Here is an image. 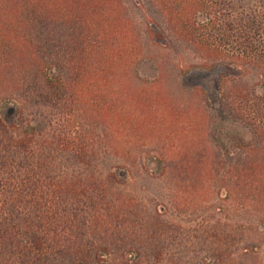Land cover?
<instances>
[{
  "label": "trees",
  "instance_id": "16d2710c",
  "mask_svg": "<svg viewBox=\"0 0 264 264\" xmlns=\"http://www.w3.org/2000/svg\"><path fill=\"white\" fill-rule=\"evenodd\" d=\"M152 1L170 34L200 59V71L240 74L251 67L264 77V0ZM119 9L117 0H0V264L82 263L73 231L82 202L98 209L104 191L81 178L52 185L35 179L56 161L55 151L77 165L95 160L98 122L130 144L144 145L155 133L162 160L197 195L206 179L219 177L228 202L264 207V94L237 88L221 95L211 135L222 154L209 161L207 139L200 138L206 93L185 88L193 105L178 103L161 86L160 66H152V82L141 79L142 34ZM10 105L17 110L12 118L5 115ZM37 106L50 108V120L23 117ZM34 142L45 152L32 150ZM235 151L241 157L221 176L223 157ZM22 236L31 245L23 246ZM217 258L211 261L223 257Z\"/></svg>",
  "mask_w": 264,
  "mask_h": 264
},
{
  "label": "rangeland",
  "instance_id": "374dc122",
  "mask_svg": "<svg viewBox=\"0 0 264 264\" xmlns=\"http://www.w3.org/2000/svg\"><path fill=\"white\" fill-rule=\"evenodd\" d=\"M117 1L121 5L119 10L129 15L134 27L142 34L146 66L139 70L141 79L152 82L158 75L152 66H160L161 86L166 87L167 94L178 103L190 100L192 93L182 91L185 88L198 86L206 93L208 114L206 122L201 121L200 138L207 139V157L212 161L216 154H222L211 135L221 95L237 88L264 94V77L251 67L240 74L223 69L200 71V59L192 48L170 34L163 15L152 0ZM189 69L193 70L186 75ZM151 87L150 83L147 88ZM182 93L186 94L182 96ZM190 101L192 106L193 100ZM15 108L10 105V111L5 115L12 118L17 113ZM47 108L34 107L26 110L23 117L42 116L50 120V108ZM96 132L102 141L99 145L98 140L95 145L92 164L77 165L72 159L70 161V154L55 151L56 161L39 171V177L35 179H45L52 185L71 177L75 181L81 178L84 185H98L105 193L98 209L82 202L83 212L79 213L76 222L80 227L72 231L84 251L82 263L76 260L75 264H264V207L228 202L219 177L215 181L206 179L200 185L202 195L192 192L188 189L192 186L188 187L175 175L174 165L162 160L164 151L159 148L155 133L148 140L145 138L142 145L135 144L136 139L130 144L126 135L121 137L100 122L96 123ZM31 149L36 153L45 152L39 142H34ZM165 152L169 158L171 152ZM239 157L238 151L232 153V158L223 157L219 174L224 176L228 163ZM182 187L185 188L182 195L186 198L179 194ZM103 221L108 224L105 228ZM70 235L67 232V236ZM21 239L23 246L31 245L29 237L22 236ZM45 247L42 243L44 252ZM104 247L106 251H103ZM243 249L249 251L247 256L242 254ZM99 250L102 252L99 253L100 262L97 259ZM39 255L43 257L44 253L35 254L33 258ZM211 257L223 258L213 263Z\"/></svg>",
  "mask_w": 264,
  "mask_h": 264
}]
</instances>
